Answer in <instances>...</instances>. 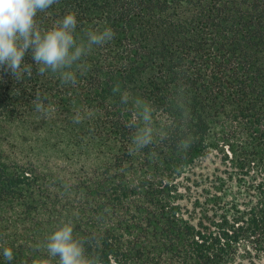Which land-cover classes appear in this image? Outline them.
<instances>
[{"label": "trees", "instance_id": "obj_1", "mask_svg": "<svg viewBox=\"0 0 264 264\" xmlns=\"http://www.w3.org/2000/svg\"><path fill=\"white\" fill-rule=\"evenodd\" d=\"M70 12L78 41L115 33L74 85L30 51V77L0 69V264H58L47 237L68 220L97 264H264V0H57L36 24ZM114 87L153 110L131 155L140 121Z\"/></svg>", "mask_w": 264, "mask_h": 264}, {"label": "clouds", "instance_id": "obj_2", "mask_svg": "<svg viewBox=\"0 0 264 264\" xmlns=\"http://www.w3.org/2000/svg\"><path fill=\"white\" fill-rule=\"evenodd\" d=\"M57 0H0V69L10 72L19 81L24 76H31L32 65L25 63L26 53L31 52L37 74L46 72L58 74L66 84L77 82L76 70L83 69L82 58L87 56L94 46L111 42L115 36L110 27L102 30H89L86 41H78L75 32L77 18L75 13H67L55 25L40 29L36 24L38 13L46 12ZM120 103L134 106L135 120L129 127L133 128L129 154L140 152L154 141L153 110L142 98H132L128 92H121ZM37 113L45 112V103L39 95L33 100ZM79 123V118L75 120ZM182 144L184 142H181ZM87 240L74 236L72 221L62 223L48 237L46 249L49 259H58V264H97L95 257L86 254ZM0 256L11 262L14 254L11 248L0 249Z\"/></svg>", "mask_w": 264, "mask_h": 264}, {"label": "rangeland", "instance_id": "obj_3", "mask_svg": "<svg viewBox=\"0 0 264 264\" xmlns=\"http://www.w3.org/2000/svg\"><path fill=\"white\" fill-rule=\"evenodd\" d=\"M219 167V161L215 157L210 156L204 163L200 164V168L196 169L198 174L210 175L215 168Z\"/></svg>", "mask_w": 264, "mask_h": 264}]
</instances>
